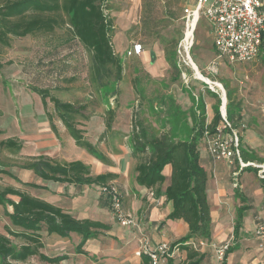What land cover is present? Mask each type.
Segmentation results:
<instances>
[{
	"label": "rangeland",
	"instance_id": "obj_1",
	"mask_svg": "<svg viewBox=\"0 0 264 264\" xmlns=\"http://www.w3.org/2000/svg\"><path fill=\"white\" fill-rule=\"evenodd\" d=\"M107 3L109 10L107 9L106 12L113 18L115 27L112 31L113 48L124 66L120 79L114 65L101 68V77L96 74L92 53L74 38L66 22L67 17L62 11L56 16L59 24L53 31H41L23 37L10 35L8 44L0 42V62L3 64L0 70V141L8 137H16L25 145L18 155L0 150V159L7 162H23L37 154H46L59 161L85 162L89 159L86 155L88 152L72 142L57 117L55 122L60 137L57 138L52 132L46 113L53 112L54 106L49 99L47 108L43 106L41 95L31 89L32 86H37L49 88L51 93L61 100L86 105L83 113L87 119L78 118L80 127L85 130V137L98 147V151L102 148L104 155L113 158L112 167L122 173H129L131 179L134 165L147 156L146 153L132 156L131 135L136 124L145 127L153 135L170 132L177 138H184L191 132L199 114L206 115L208 122L211 113L214 114V108L221 109L224 96L218 88L220 86L212 87L209 82L197 78L195 69L191 65L193 62L204 76L222 84L221 87L226 92V109L227 88L233 92L237 100L241 101L242 118L238 128L243 147L250 151L257 163H264L262 109L264 56L246 63H230L218 59L213 44L212 27L204 17L198 22L193 45L188 53L180 49L185 30L184 14L192 7L194 0H107ZM176 41L178 46L175 48L174 56L177 68L171 67L168 63V68L166 71L162 69L164 73L158 79L151 78L143 68V54L141 56L126 54L133 43H142L146 53H149L148 62L151 63L150 70H152L154 68L152 65L156 62L155 67L165 65L161 60H166L165 49L173 50ZM109 109L115 111L110 130L106 128ZM201 145L202 141L199 143L200 148ZM97 163L95 162V165ZM0 168L8 169L11 173L0 175L2 187L12 185L34 196L49 199H54L56 193L62 189L57 182L40 181L30 170L18 166H0ZM101 168L106 170L111 167L101 161L99 169H96V166L91 167V174L95 176L97 172L103 171ZM122 175L114 176L109 183H114L120 188L123 206L129 212L124 204L126 191L122 190L127 187L129 181L125 177L123 179ZM212 178L208 200L215 211V217L222 216L221 221L227 230L232 218L236 219L238 216V209L234 210V207L248 204L244 200L241 202V197L236 200L234 190L239 185L233 184L229 171L223 169L219 177L212 175ZM263 182L264 178L255 166L245 169L240 180V183L244 184L242 197L249 198L248 202H252L254 206L247 207L243 211L242 227L248 230L247 234L253 236L255 240L254 234H250L255 226L254 216H256V224L259 221L264 222ZM30 183H36L44 188L34 187ZM64 185H66L65 192L69 193L60 196V199L65 201L64 197H66L72 204L77 201L82 202L85 196H92L94 201L98 200L97 191L98 195H101L99 190L101 185H84L87 189L84 194L80 189L83 186ZM219 190L226 191V195L221 199ZM115 221L119 223L117 218ZM5 224L11 225V222L4 214L3 206L0 205V231H4ZM135 226L143 228L139 220L134 226L124 227ZM142 235L145 236L144 231ZM76 237H79V234L74 232L67 243L73 242L76 245L78 242ZM13 240L17 244L20 243L18 238ZM198 240L200 239H195ZM227 240L231 246L234 244L235 240L232 237ZM73 243L65 250L56 251L74 255ZM196 244L198 251L206 253L202 264H214L216 261L214 248L221 243H213L210 239L207 246L201 249L197 242ZM192 247L195 249L194 246ZM186 256V250L180 247L173 259L176 264H181ZM111 257L115 258V256ZM165 260L158 264H166ZM98 261L99 258L95 256L86 255L80 259L68 256L62 264H101ZM105 263L112 264L109 259L105 260ZM0 264L8 263H4L0 258ZM9 264L47 263L38 257H32L26 263L12 261Z\"/></svg>",
	"mask_w": 264,
	"mask_h": 264
},
{
	"label": "trees",
	"instance_id": "obj_2",
	"mask_svg": "<svg viewBox=\"0 0 264 264\" xmlns=\"http://www.w3.org/2000/svg\"><path fill=\"white\" fill-rule=\"evenodd\" d=\"M109 10L107 0H1L0 1V42L8 44L10 35L23 37L36 32H50L58 26L57 14L64 12L67 23L77 38L91 53L96 64V74L101 77L100 70L107 65H114L120 79L124 66L120 57L115 53L112 44V31L115 29L113 18L106 12ZM174 49H165V58L171 67L177 68ZM127 55L128 52L126 53ZM153 60V59H152ZM0 62V70L2 68ZM32 90L41 95L45 108L48 99L53 103L54 111H47L50 126L57 138L60 137L55 122L57 117L64 125L69 136L75 144L85 149L91 155L103 162L109 163L106 155L85 137V130L80 127L79 117L87 119L83 111L86 105H77L64 101L51 93L49 88L32 86ZM227 118L235 126L242 118L241 101L237 100L233 92L227 88ZM220 103V100H219ZM106 118V128L112 129L115 111L109 109ZM1 114V110H0ZM222 120L219 107L214 108V115L210 122H206V115H198L191 132L184 138H177L170 132L153 135L145 127L136 124L131 135L132 153H146L144 160L136 166V181L139 185L154 188L160 194V188L166 181L165 168L171 167L170 181L165 187L164 195L173 203V211L169 219H182L188 225V233L172 244L179 245L186 250L187 256L181 264H201L206 257L205 252H200L186 242L190 239H206L212 237L211 205L208 200L209 176L206 168L201 164V150L199 143L205 131H214ZM1 132V129H0ZM24 142L16 137H8L0 141V150L18 155L24 148ZM242 157L245 161L255 160L251 153L242 148ZM0 166H18L30 170L45 181L74 184L77 187L84 185H103L114 178L112 173L91 174V168L81 160L59 161L46 154H37L23 162L4 161L0 159ZM246 167L243 169H248ZM10 175V171L0 168V175ZM34 187H42L30 183ZM44 188V187H42ZM264 191V182H263ZM240 201H246L242 193L237 191ZM107 204V203H106ZM0 205L4 214L9 218L11 225L5 224L4 231H0V258L4 263H26L32 257H38L47 264H61L68 255L61 254L49 256L42 252L44 247L43 233L69 236L71 232L81 235L82 239L76 249L79 253L86 242L97 238L102 231L110 230L109 225L89 218L79 219L46 199L34 196L28 191L12 185L0 186ZM108 206V205H107ZM249 207L242 204L238 209V216L233 226L234 239L237 238L242 228L244 210ZM13 238H18L20 243H15ZM236 246L232 245L227 250L223 263L229 253ZM143 264H152L146 254L142 255ZM167 264L174 263L173 258Z\"/></svg>",
	"mask_w": 264,
	"mask_h": 264
},
{
	"label": "crops",
	"instance_id": "obj_3",
	"mask_svg": "<svg viewBox=\"0 0 264 264\" xmlns=\"http://www.w3.org/2000/svg\"><path fill=\"white\" fill-rule=\"evenodd\" d=\"M142 54H143L142 57H143V62H144L143 68L150 74V77L154 79H158L162 77V74L168 68V65H169L168 61L165 59L164 60L161 59L165 63V65L164 66L162 65L160 67L158 66L155 67L154 65H156L157 63L156 62L152 65V67L154 68L151 67L152 70H150L151 63L148 62L149 53H146V51L144 50ZM162 69H164L163 72H162ZM213 115L214 114L211 113V118L209 119L208 122L212 120ZM71 140L72 142H75L72 138ZM200 150H201V154H200L201 164L206 168L208 172V176H209L208 190H207L208 198H210L209 185H210L211 180H213L212 175L214 177H219L221 175V171L223 169H226L227 171H229L231 179L233 181L235 180L238 181L239 187L236 190H234V195L237 200L238 196L236 192L237 191L242 192V190H244V184L240 183L241 176L243 175V170L238 171L239 167L237 163L231 165L229 162H226V161L213 160V158L209 155L203 143L201 145ZM100 151L104 154L102 148L100 149ZM86 155L89 156V159L83 162L86 165H89L90 168L91 167L94 168L96 166V169L97 168L99 169L101 166V161L98 158L91 155L90 153H87ZM132 156H134V154H132ZM107 158L109 160V163L107 164L109 168L110 167L111 168L106 169V170H103V168H101V170L103 171L97 172L96 175L102 174V173H112L115 176H118L119 174H123L122 175L123 179L124 177L127 178V180L129 181L127 183V187L125 189H122L126 191V198H125L124 204H125V207L129 210V212H131L134 215L136 221L139 220V223L142 225L143 228H141L140 226L124 227V226H121L119 223H117L115 221L112 211H110V206H109L107 199L102 194L101 195L103 197L101 195H98L99 194L98 191H97L98 200L96 201H94V198L92 196L90 197L85 196L82 202L77 201L73 204L71 202H68V198L66 197H64L65 201H61L60 196H65L66 193H69V192H65L66 185L64 184H67V185H74V184L57 182L58 186L60 187L62 186V189L61 191H58V192L56 191L57 193L54 199H49V198H45L41 196H37V197L46 199L49 202L62 207L65 211L73 214L75 217L79 219L89 218V219L100 221L104 224H107L109 225L110 230L102 231V233L99 234L97 238H91L86 242L85 246L83 247V250L87 254L79 253V252L77 253L76 247L78 243L81 241L82 237L81 235H79V237H76L77 238L76 241H78L77 244L75 245L72 242L74 244L73 246L76 252V253L74 252V255L73 254L71 255L67 252L56 251L58 249L65 250L67 247H69L72 244L71 242L67 243V241H68V238H70L74 232H71L69 236H66V237L59 236L57 234L49 235L45 232L43 233L44 247L41 250L42 252H44L45 254L49 256L66 254L68 256H73L79 259L80 257L86 256V255L93 256V257L95 256L99 258L98 262H100L101 264H108V263H105V260H108V259L111 261L112 264H127V263L143 264V257L137 255L136 251L143 248L146 244L150 246H154L155 244L160 243L162 241H168L173 244L178 239H180L181 237L185 236L188 233V230H189L188 225L182 219L167 218L168 215L173 211L172 201L167 200L164 195L165 187L168 185L170 181V174H171L170 166H167L165 168V175L167 178H166L165 183L160 188L161 192L159 194L157 193V187L148 188V187L139 185L137 183L135 169L139 162L136 163V165H134L133 167L134 172L131 174L132 178L129 179L130 177L129 173H126V172L122 173L120 170L117 171L115 167H112L113 158L111 156ZM67 161H72V160H67ZM251 161L257 163V160L256 161L251 160ZM95 162H98L97 165H95ZM128 162H131V161H128ZM210 170H211V173H210ZM39 179L42 182L45 181V180H42L41 178ZM74 188L72 190H74ZM80 189H82L83 194L87 190L84 186ZM225 195H226L225 190H219L220 199L221 197ZM246 201L249 207H254L252 202H248L250 201L249 198H247ZM238 206H235L234 210H236ZM214 212L215 211L211 206V215H212L211 241H213V243H217V242L222 243L226 241L229 237L233 236V226L235 223V218L234 219L232 218L226 230L225 224H223V222L221 221L222 216L215 217ZM254 222H255L254 223L255 225L254 229H255L256 216H254ZM143 231L145 232V236L142 235ZM253 231L254 230L250 231V234H253ZM247 232L248 230H246L244 227L240 229L237 238L234 239L235 241L233 245L236 246V249L228 254L226 258V263H222V264H264V249L263 250L259 249L257 241L254 239L253 236L247 234ZM55 245H59V246L55 248L53 247ZM111 256H115V258ZM115 261H117V263H115ZM240 261L242 263H240ZM174 263H175V260H174ZM214 264H218V263L215 261Z\"/></svg>",
	"mask_w": 264,
	"mask_h": 264
},
{
	"label": "built area",
	"instance_id": "obj_4",
	"mask_svg": "<svg viewBox=\"0 0 264 264\" xmlns=\"http://www.w3.org/2000/svg\"><path fill=\"white\" fill-rule=\"evenodd\" d=\"M204 17L212 27L213 44L216 50L217 58L230 63H246L255 60L259 56H264V0H194L190 9L184 14L185 30L180 43V49L185 51L192 47L194 41L195 26L200 19ZM191 30L192 34L188 37L187 32ZM144 52L142 43L132 44L128 54L141 55ZM188 53V52H187ZM210 83L212 87L216 82ZM221 89L223 96L226 92ZM264 111V107L262 108ZM222 120L214 131H205L202 143L206 147L209 155L215 161H226L232 164H238V171H242L249 166H255L264 178V163L245 161L242 157V139L238 127H235L227 118L226 102L221 109ZM238 186V181H233ZM101 194L107 199L110 210L114 218L119 220L123 226H134L137 221L131 212H128L123 206V195L120 188L114 183H106L99 187ZM257 240L258 248L264 249V222L259 221L253 231ZM234 239V236H232ZM195 241L190 239L187 245L194 246L197 250V244L200 249L208 244V240L201 239ZM197 240V239H196ZM228 240L220 245H215L216 262L222 264L227 250L230 247ZM180 246L172 247V243L162 241L150 246L146 244L143 248L136 251V254L142 256L146 254L152 264H158L160 261L174 258L179 251Z\"/></svg>",
	"mask_w": 264,
	"mask_h": 264
},
{
	"label": "bare ground",
	"instance_id": "obj_5",
	"mask_svg": "<svg viewBox=\"0 0 264 264\" xmlns=\"http://www.w3.org/2000/svg\"><path fill=\"white\" fill-rule=\"evenodd\" d=\"M196 27H197V26H195V29H196ZM194 31H195V30H194ZM191 34H192L191 30H189V31L187 32V36L189 37ZM187 51H188V50H186V52H187ZM191 65H192V67L195 69L196 77H197V78L202 79V80H204V81H207V82H209V83H212L211 80H210L208 77L204 76V75H203V74L197 69L195 63L191 62ZM212 84H213V83H212ZM216 86H220V87H221L222 84H221L220 82H217V81H216Z\"/></svg>",
	"mask_w": 264,
	"mask_h": 264
},
{
	"label": "water",
	"instance_id": "obj_6",
	"mask_svg": "<svg viewBox=\"0 0 264 264\" xmlns=\"http://www.w3.org/2000/svg\"><path fill=\"white\" fill-rule=\"evenodd\" d=\"M225 102H226V96L224 95V97H223V104H225Z\"/></svg>",
	"mask_w": 264,
	"mask_h": 264
}]
</instances>
